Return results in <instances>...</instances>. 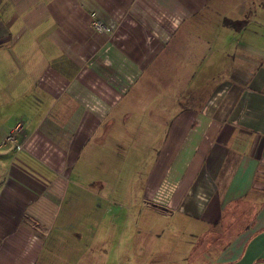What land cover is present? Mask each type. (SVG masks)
Returning <instances> with one entry per match:
<instances>
[{
	"label": "crops",
	"instance_id": "crops-1",
	"mask_svg": "<svg viewBox=\"0 0 264 264\" xmlns=\"http://www.w3.org/2000/svg\"><path fill=\"white\" fill-rule=\"evenodd\" d=\"M162 135L142 205L232 215L247 225L203 264L264 262V0H0V264H65L81 152Z\"/></svg>",
	"mask_w": 264,
	"mask_h": 264
},
{
	"label": "rangeland",
	"instance_id": "rangeland-1",
	"mask_svg": "<svg viewBox=\"0 0 264 264\" xmlns=\"http://www.w3.org/2000/svg\"><path fill=\"white\" fill-rule=\"evenodd\" d=\"M170 115L167 112V118ZM163 138L156 136L151 143L141 139L131 148L122 146L124 141L118 138L117 152L110 143L107 146L113 154L99 147L81 152L52 230L66 233L65 239L55 241L70 248L65 264L80 257L81 264H139L137 259L132 261L139 252L145 264H203L218 258L237 229L247 225L242 228L240 220L231 215L229 223L209 226L166 206L142 205L146 197L143 185L164 146ZM168 160L160 153L156 163L163 167Z\"/></svg>",
	"mask_w": 264,
	"mask_h": 264
},
{
	"label": "built area",
	"instance_id": "built-area-1",
	"mask_svg": "<svg viewBox=\"0 0 264 264\" xmlns=\"http://www.w3.org/2000/svg\"><path fill=\"white\" fill-rule=\"evenodd\" d=\"M244 1V0H239ZM90 25L92 29L96 32L105 33L108 31V27L98 18L95 17L93 12L90 13ZM18 126H16L11 132L7 134L5 137L6 142L13 143L14 142V131L17 130ZM15 148H19L18 145H15Z\"/></svg>",
	"mask_w": 264,
	"mask_h": 264
},
{
	"label": "water",
	"instance_id": "water-1",
	"mask_svg": "<svg viewBox=\"0 0 264 264\" xmlns=\"http://www.w3.org/2000/svg\"><path fill=\"white\" fill-rule=\"evenodd\" d=\"M258 264H264V262H260V263H258Z\"/></svg>",
	"mask_w": 264,
	"mask_h": 264
}]
</instances>
